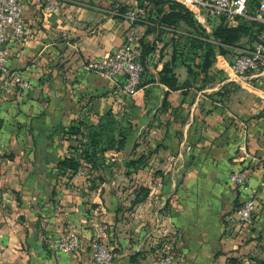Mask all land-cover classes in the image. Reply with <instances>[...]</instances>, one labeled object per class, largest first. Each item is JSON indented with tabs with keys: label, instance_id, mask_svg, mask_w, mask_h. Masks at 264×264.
Masks as SVG:
<instances>
[{
	"label": "crops",
	"instance_id": "0c3cea01",
	"mask_svg": "<svg viewBox=\"0 0 264 264\" xmlns=\"http://www.w3.org/2000/svg\"><path fill=\"white\" fill-rule=\"evenodd\" d=\"M54 2L51 11L44 0H22L24 37L5 44L8 70L30 87L0 92V264H96L89 242L100 227L114 264H159L168 249L172 264H259L264 78L229 74L217 53L213 67L228 78L171 89L158 72L172 57V34L152 31L139 41L145 70L127 95L123 76L105 78L86 65L121 46L128 22L117 12L138 0ZM209 19H196L207 33ZM176 73L180 83L191 79L184 66ZM108 113L122 145L105 149L96 166L84 161L60 173L59 160L78 142L70 128L87 132ZM235 169H244L245 186L231 182ZM250 187L256 209L246 225L235 208ZM68 229L80 249L54 250L52 240Z\"/></svg>",
	"mask_w": 264,
	"mask_h": 264
},
{
	"label": "built area",
	"instance_id": "2783aa9c",
	"mask_svg": "<svg viewBox=\"0 0 264 264\" xmlns=\"http://www.w3.org/2000/svg\"><path fill=\"white\" fill-rule=\"evenodd\" d=\"M22 0H0V92L11 84H19L23 90L30 87L27 79L16 72H10L6 66L9 51L5 44L11 39L20 41L25 34V27L22 22ZM183 5L197 19L198 16L210 18L211 16H224L228 24H233L235 16H247L248 9L245 0H174ZM147 3V1H145ZM46 8L56 10L54 0H44ZM124 20H127L128 27L121 46L109 57L101 60L90 61L87 67L99 73L105 78H117L123 76V83L120 87L123 93L132 95L140 84V78L144 72V65L141 61L142 49L139 40L143 35L140 29L141 22L145 16L143 7L128 8L123 12H117ZM253 18L264 23V1H261L253 14ZM64 35H66L64 33ZM238 53L228 64L233 76L238 78H264V30L257 39L245 48L238 49ZM189 146H187V149ZM230 180L240 187L245 186L244 169L231 171ZM256 187H250L247 195L235 208L237 218L243 224H251L256 209L255 196ZM100 234V235H99ZM105 231L98 229V235L89 242L91 255L96 264H114V253L103 240ZM81 239L74 229H68L58 235L51 242L54 250L65 253H73L80 249ZM173 252L165 250L159 257V264H172ZM238 264V263H232Z\"/></svg>",
	"mask_w": 264,
	"mask_h": 264
},
{
	"label": "trees",
	"instance_id": "16d2710c",
	"mask_svg": "<svg viewBox=\"0 0 264 264\" xmlns=\"http://www.w3.org/2000/svg\"><path fill=\"white\" fill-rule=\"evenodd\" d=\"M245 1L249 10L247 16H235L233 24H228L225 17L220 16L218 20L210 22L212 28L207 33L193 14L174 0H138V6L145 9L144 19L139 22L145 24L146 27L143 36L152 31L172 34V57L168 62L163 63L159 70L160 80L169 88L174 89L189 85L191 81L197 79L204 84L206 81L218 78L221 71L213 67L216 54L228 57L239 47L252 44L258 34L264 30V23L253 18V12L262 0ZM153 14L155 17H152ZM141 49V61L144 65V57L148 50L143 44ZM179 66L186 68L188 78L191 79L178 82L176 69ZM114 128L109 113L97 123L90 124L87 132L80 126H72L69 133L75 137L79 134L80 138H75L78 141L77 144L71 145L70 152L59 160L57 164L59 172L67 175L73 174L82 167L84 161L96 166V161L102 157L105 149L114 145L120 146L123 143V132L117 129L118 136L122 137H116ZM83 136H86L84 142ZM131 163L133 162L128 165ZM146 193L147 190L143 189V197ZM259 264H264V259L259 260Z\"/></svg>",
	"mask_w": 264,
	"mask_h": 264
},
{
	"label": "rangeland",
	"instance_id": "374dc122",
	"mask_svg": "<svg viewBox=\"0 0 264 264\" xmlns=\"http://www.w3.org/2000/svg\"><path fill=\"white\" fill-rule=\"evenodd\" d=\"M262 1H264V0H262ZM254 10H252V12H253ZM256 11V10H255ZM254 11V12H255ZM253 12V13H254ZM247 14H249V10H248V13ZM251 14V13H250ZM219 15H217V16H211L210 17V20H209V22H213V21H215L217 18L219 19ZM224 17V16H223ZM208 19H209V17H208ZM217 19V20H218ZM225 19H226V17H225ZM206 20H207V18H206ZM227 23H228V20H227ZM242 48H245V46H242V47H239L238 49H242ZM238 53V51L237 50H235L234 52H231V54L230 55H228V57L227 58H225V60L228 62V64L231 62V60H232V58L236 55ZM220 56H223V55H221V54H219ZM225 57V56H224ZM221 71V73H220V75L218 76V78H228L227 77V75H226V72H229V74H231V72H230V70L229 69H227V71L225 72L224 70H220Z\"/></svg>",
	"mask_w": 264,
	"mask_h": 264
}]
</instances>
